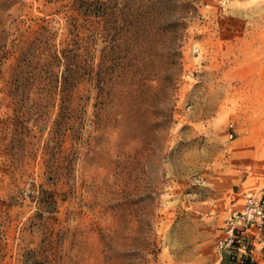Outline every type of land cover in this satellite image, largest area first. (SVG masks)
Returning <instances> with one entry per match:
<instances>
[{"label":"rangeland","instance_id":"1","mask_svg":"<svg viewBox=\"0 0 264 264\" xmlns=\"http://www.w3.org/2000/svg\"><path fill=\"white\" fill-rule=\"evenodd\" d=\"M246 192L264 0H0V264H233Z\"/></svg>","mask_w":264,"mask_h":264},{"label":"built area","instance_id":"2","mask_svg":"<svg viewBox=\"0 0 264 264\" xmlns=\"http://www.w3.org/2000/svg\"><path fill=\"white\" fill-rule=\"evenodd\" d=\"M243 206L233 208L226 219L225 232L216 242L222 252L227 251L233 264H264V193L246 192ZM261 250L257 260L255 250Z\"/></svg>","mask_w":264,"mask_h":264},{"label":"crops","instance_id":"3","mask_svg":"<svg viewBox=\"0 0 264 264\" xmlns=\"http://www.w3.org/2000/svg\"><path fill=\"white\" fill-rule=\"evenodd\" d=\"M257 260H259V259L257 258Z\"/></svg>","mask_w":264,"mask_h":264},{"label":"trees","instance_id":"4","mask_svg":"<svg viewBox=\"0 0 264 264\" xmlns=\"http://www.w3.org/2000/svg\"><path fill=\"white\" fill-rule=\"evenodd\" d=\"M252 264H254V263H252Z\"/></svg>","mask_w":264,"mask_h":264}]
</instances>
